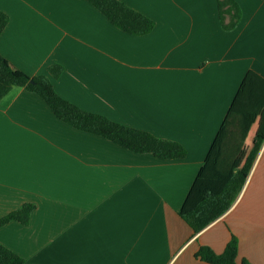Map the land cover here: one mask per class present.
Returning a JSON list of instances; mask_svg holds the SVG:
<instances>
[{
  "label": "crops",
  "instance_id": "crops-1",
  "mask_svg": "<svg viewBox=\"0 0 264 264\" xmlns=\"http://www.w3.org/2000/svg\"><path fill=\"white\" fill-rule=\"evenodd\" d=\"M122 1L153 20L150 34H126L87 0H0V54L81 110L177 142L186 157L78 131L13 87L0 101V218L35 209L0 227V243L27 264H208L198 249L220 254L234 236L238 262L264 264V142L224 215L195 234L179 214L246 74L264 78V0H235L242 18L230 31L219 0Z\"/></svg>",
  "mask_w": 264,
  "mask_h": 264
},
{
  "label": "trees",
  "instance_id": "trees-1",
  "mask_svg": "<svg viewBox=\"0 0 264 264\" xmlns=\"http://www.w3.org/2000/svg\"><path fill=\"white\" fill-rule=\"evenodd\" d=\"M118 29L133 36L150 34L155 23L148 16L127 6L122 0H87ZM235 0H219L221 26L230 31L241 21ZM8 15L0 13V36L8 23ZM229 17V22L227 18ZM49 73L59 77L62 68L49 67ZM33 92L49 105L55 117L89 134L98 135L123 149L152 154L160 160L183 159L185 147L151 133L111 121L97 113L81 110L60 97L47 76H30L14 69L0 54V101L13 88ZM264 142V78L248 71L222 126L215 137L196 180L182 204L179 214L195 234L218 220L235 204L246 183ZM35 207L29 203L0 218V227L17 221L27 224ZM239 242L232 236L225 250L217 254L202 245L195 257L208 264H253L247 259L237 261ZM0 264H27L26 260L0 243Z\"/></svg>",
  "mask_w": 264,
  "mask_h": 264
},
{
  "label": "snow or ice",
  "instance_id": "snow-or-ice-1",
  "mask_svg": "<svg viewBox=\"0 0 264 264\" xmlns=\"http://www.w3.org/2000/svg\"><path fill=\"white\" fill-rule=\"evenodd\" d=\"M159 2H171V0H159Z\"/></svg>",
  "mask_w": 264,
  "mask_h": 264
}]
</instances>
